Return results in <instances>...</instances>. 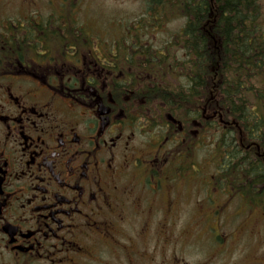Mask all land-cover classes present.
I'll return each mask as SVG.
<instances>
[{"label": "flooded vegetation", "instance_id": "obj_1", "mask_svg": "<svg viewBox=\"0 0 264 264\" xmlns=\"http://www.w3.org/2000/svg\"><path fill=\"white\" fill-rule=\"evenodd\" d=\"M79 3L0 0V264H264V129L234 120L232 172L198 166L209 116L158 99L146 30L88 35Z\"/></svg>", "mask_w": 264, "mask_h": 264}, {"label": "trees", "instance_id": "obj_2", "mask_svg": "<svg viewBox=\"0 0 264 264\" xmlns=\"http://www.w3.org/2000/svg\"><path fill=\"white\" fill-rule=\"evenodd\" d=\"M136 29L183 18L181 29L159 47L137 42L138 63H158L169 78L158 99L189 107L190 120L209 116L203 128L213 138L210 157L223 175L232 172L234 120L247 134L264 129V9L261 0H148ZM120 52L119 46L115 49ZM132 52V50H131ZM181 54V58L178 57ZM128 60L132 58L128 55ZM175 72L176 79L170 74ZM203 108L206 111L203 113ZM216 112V114H212ZM220 118V119H219ZM191 123V127H193ZM255 171H261L256 164ZM255 182L263 185V177ZM262 200L263 194L255 192ZM259 201V200H256Z\"/></svg>", "mask_w": 264, "mask_h": 264}, {"label": "rangeland", "instance_id": "obj_3", "mask_svg": "<svg viewBox=\"0 0 264 264\" xmlns=\"http://www.w3.org/2000/svg\"><path fill=\"white\" fill-rule=\"evenodd\" d=\"M263 9H264V0H261ZM146 4L145 0H84L81 3L77 4L78 10V20L81 27H85L86 33L88 35L97 33V37L99 34H103L106 31L108 32L107 40L111 44H113L114 40L118 38L120 31L126 32L129 26L133 28V25H136L138 20H142L146 16ZM159 24L155 28L147 29L144 34L141 35V38L147 42H150L152 46L155 48L159 47L166 41L172 38V35L178 33L184 23L183 18H173L168 21H157ZM89 25V27H86ZM96 44L97 41L95 40ZM94 42V49L98 48V44L95 45ZM181 58V54L179 56ZM213 143V138L208 137L204 139L202 146H198L192 153V156L197 162L199 166L200 161L206 162V156L211 154V145ZM200 160V161H199ZM208 166L210 165L206 162ZM207 171L208 167L205 166ZM209 170L212 171V166L209 167ZM209 203V201H207ZM236 203L232 202V211L236 210ZM231 209V208H230ZM261 212L256 210L254 215V219L252 216L249 218L250 223H256L253 227L256 228V236L264 237V231H261L259 228V220H262L260 217ZM242 219H245V214H240ZM240 217L230 218L231 221L228 224L222 225V229L224 231H230L231 229L234 230L236 225L241 221ZM233 220V221H232ZM208 222V221H207ZM258 222V223H257ZM259 225V226H258ZM205 228L196 229L197 232H203L206 236H212L213 232L208 229V226L204 224ZM202 229V230H201ZM254 239L256 237H253ZM264 241V238H262ZM256 248V244L254 245L253 249Z\"/></svg>", "mask_w": 264, "mask_h": 264}]
</instances>
